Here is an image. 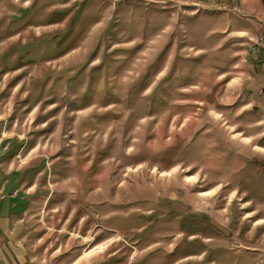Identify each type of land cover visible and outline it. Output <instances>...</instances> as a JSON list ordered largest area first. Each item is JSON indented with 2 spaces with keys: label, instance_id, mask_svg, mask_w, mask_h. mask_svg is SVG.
I'll return each mask as SVG.
<instances>
[{
  "label": "rangeland",
  "instance_id": "obj_1",
  "mask_svg": "<svg viewBox=\"0 0 264 264\" xmlns=\"http://www.w3.org/2000/svg\"><path fill=\"white\" fill-rule=\"evenodd\" d=\"M263 38L262 0H0V264H264Z\"/></svg>",
  "mask_w": 264,
  "mask_h": 264
},
{
  "label": "crops",
  "instance_id": "obj_2",
  "mask_svg": "<svg viewBox=\"0 0 264 264\" xmlns=\"http://www.w3.org/2000/svg\"><path fill=\"white\" fill-rule=\"evenodd\" d=\"M235 32H238L239 34H241V33H245L246 31L245 29H242V30H237ZM249 55H250L249 57H250L251 67H248V72H250V75L247 77L248 79L246 81L240 83V86H242V93H243V99H244V103H242L241 108L249 109V111L251 109L252 112H250V114L258 117V119H262L261 123H264V95L261 92L262 89L264 88V52L263 50L258 48V49H255V51L251 52ZM239 66L240 64L235 63L232 65V68H237ZM229 74H230L229 71H225V72L220 73L216 77L217 78L222 77V79H224L222 81L223 85H227L229 87L238 85L239 84L238 77L236 78L230 77L229 79L228 78ZM240 96L241 95H239L238 97ZM259 111H261L263 114H261ZM259 114L262 115L261 118H259L260 117ZM2 129L3 127L0 130L1 134H3ZM261 136H264V132L260 134V138ZM2 138L4 137L2 136ZM17 174L18 172L12 173V175H17ZM15 185H16V182L11 183L10 180L0 185V192L4 190V194L0 197V205H1L0 206V216L2 217V219L4 217L3 214L5 213V211L8 214L10 210L12 209V207L14 206V205L10 206L11 203L10 204L8 203L10 198L13 196L12 195L6 196V195H8L7 193H11L10 189ZM249 214L250 212H248V215ZM255 220L262 221L264 220V217H259V218H256Z\"/></svg>",
  "mask_w": 264,
  "mask_h": 264
},
{
  "label": "flooded vegetation",
  "instance_id": "obj_3",
  "mask_svg": "<svg viewBox=\"0 0 264 264\" xmlns=\"http://www.w3.org/2000/svg\"><path fill=\"white\" fill-rule=\"evenodd\" d=\"M225 236H228V233L227 232H223ZM210 241V247H211V243H213L214 241L213 240H209ZM206 242V241H205ZM207 243V242H206ZM215 243H213V247H214ZM202 246L199 244V247ZM245 247V246H244ZM246 248L248 249V246H246ZM170 252V251H169ZM169 252L165 254V257H168L169 256ZM201 255V254H199ZM185 259V256H181L179 259L177 260H174L172 263L170 264H179L180 262H182V260ZM163 264H169V262L166 260V261H162Z\"/></svg>",
  "mask_w": 264,
  "mask_h": 264
},
{
  "label": "built area",
  "instance_id": "obj_4",
  "mask_svg": "<svg viewBox=\"0 0 264 264\" xmlns=\"http://www.w3.org/2000/svg\"><path fill=\"white\" fill-rule=\"evenodd\" d=\"M260 47H262L264 49V38L261 39V41H260Z\"/></svg>",
  "mask_w": 264,
  "mask_h": 264
},
{
  "label": "trees",
  "instance_id": "obj_5",
  "mask_svg": "<svg viewBox=\"0 0 264 264\" xmlns=\"http://www.w3.org/2000/svg\"><path fill=\"white\" fill-rule=\"evenodd\" d=\"M263 1V3H264V0H262Z\"/></svg>",
  "mask_w": 264,
  "mask_h": 264
},
{
  "label": "bare ground",
  "instance_id": "obj_6",
  "mask_svg": "<svg viewBox=\"0 0 264 264\" xmlns=\"http://www.w3.org/2000/svg\"><path fill=\"white\" fill-rule=\"evenodd\" d=\"M93 251V250H92Z\"/></svg>",
  "mask_w": 264,
  "mask_h": 264
}]
</instances>
